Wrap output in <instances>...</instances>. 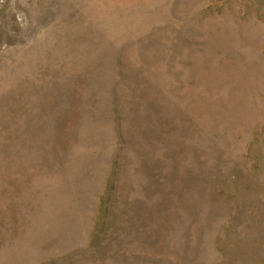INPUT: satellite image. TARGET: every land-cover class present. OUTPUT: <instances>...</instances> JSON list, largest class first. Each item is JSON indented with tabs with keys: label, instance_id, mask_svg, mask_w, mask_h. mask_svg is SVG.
Wrapping results in <instances>:
<instances>
[{
	"label": "rangeland",
	"instance_id": "1",
	"mask_svg": "<svg viewBox=\"0 0 264 264\" xmlns=\"http://www.w3.org/2000/svg\"><path fill=\"white\" fill-rule=\"evenodd\" d=\"M0 264H264V0H0Z\"/></svg>",
	"mask_w": 264,
	"mask_h": 264
}]
</instances>
